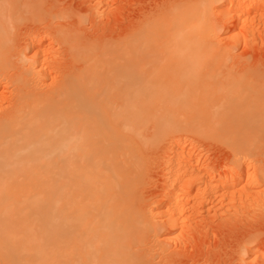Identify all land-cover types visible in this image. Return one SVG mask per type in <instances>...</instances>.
<instances>
[{"label":"bare ground","instance_id":"1","mask_svg":"<svg viewBox=\"0 0 264 264\" xmlns=\"http://www.w3.org/2000/svg\"><path fill=\"white\" fill-rule=\"evenodd\" d=\"M220 1L167 0L131 32L106 40L83 35L84 16L58 0H0V68L15 59L21 64L7 77L12 101L0 113V264H152L143 239L154 223L143 213L139 191L144 148L163 132L191 131L186 125L199 121L231 135L233 161L242 160L243 146L262 143L249 137L264 133V65L222 70L226 59L210 41V13ZM252 4L222 6L230 27ZM57 17L76 21L18 41L21 24ZM44 42L48 50L53 42L63 45L69 63L51 64L56 53L48 54ZM30 47L33 55L26 54ZM49 67L55 73L45 83ZM174 140L168 187L191 177L199 188L194 193L212 202L219 169L203 171L197 159L189 161V149L178 155L183 141ZM162 198L164 222L179 227L186 198L179 202L175 189ZM254 264H264V254Z\"/></svg>","mask_w":264,"mask_h":264},{"label":"rangeland","instance_id":"2","mask_svg":"<svg viewBox=\"0 0 264 264\" xmlns=\"http://www.w3.org/2000/svg\"><path fill=\"white\" fill-rule=\"evenodd\" d=\"M58 1L61 6H70V8L72 7V9H75L77 12L79 11V13L84 16L82 18L84 21L81 19V23L79 22V25H81L79 29H81L83 35L88 34L102 39L106 38V40L108 38H110L108 40H114L123 37V35H126L135 28L138 21L141 20H139L140 17L143 18L148 11L155 10L167 2V0ZM245 1L247 3H253L252 10L246 18L244 17L242 21L237 24V26L234 25L233 28L230 27L227 17L224 16L221 11L222 6L227 5L229 0H221L219 3L214 4L210 13V19H212L210 21L214 26L210 28V33L213 35L210 34V41L213 40L211 41L215 44L213 46L218 45L217 47H220L221 52H223L221 54H223L226 59L225 65L221 67L222 70L225 69L228 72H234V74L238 71L240 72L247 65L249 66H247L248 68L252 66L257 68L258 65L262 68L264 65V0ZM107 5L109 8L106 7ZM72 20L75 22L76 18L57 17L55 20H52V22L51 19L49 20V18H47L44 21L37 22L38 24L32 23L35 21H27L28 23L21 24L18 28L19 31L17 30L18 41L21 43L24 42L25 44V41H28L26 40L28 39L26 37L28 33H37V35L41 34L39 36H42L44 34L43 31H48V27L51 29L58 23H67ZM45 42L44 44L47 47L44 45L42 49L45 47V49H47L49 46L47 45L48 43ZM52 45L53 47H50V50H48V48L46 52H48V54L51 52V54H53V52H55L57 55H53L57 58L55 57L51 64L54 65L55 61L57 64L61 63V66L68 64L70 59L63 45L55 42H53ZM223 49L229 52L228 55ZM26 51H28V53ZM26 51L27 55H33L35 48L30 47ZM225 55H227V57H225ZM15 60V64L11 63L13 67L11 65L4 70L0 68V74H2L0 75V113H5L11 105L9 101H12L11 93L14 89L12 86L14 87V85L9 82L8 78L13 72L15 73L16 70H18L17 68L21 65L19 61L16 60V62ZM51 64L50 67L53 66H51ZM50 67L47 71L45 70V76H43V74L41 75L45 83H49L52 75L51 73H55ZM38 68L39 65L36 64V70L40 69ZM196 108L197 107H195V109ZM214 108L216 109V107ZM191 111V113L194 112L193 108ZM204 123H206V121H199L195 124H191V126L186 125V127H192L191 131L182 130L184 132H179V130H176L179 133L171 131L173 134L170 133L171 136L167 131L165 133L163 132L161 134L162 136L159 135L152 146L150 145L142 151L144 152V154H142L146 161L144 160L145 167H143L144 180H142L143 183L140 185L139 190L142 191L140 192L141 198L143 199H141V202L143 201L141 206L143 205L142 208L146 209L143 213H145V215L147 214V217L149 216L148 219L151 220V223H154L152 224L153 231L149 232V235L147 234V237L143 239V246H145V249L148 251L147 254L152 260L151 262L149 259V263L237 264L239 262L240 264H254L255 259H259L261 254H264V177L261 175L263 174L264 176V173H260L264 170V131H262V135L261 130L256 129L257 133H259L260 130L262 135V137L259 135L258 138L254 137V133H252L254 136L249 134L253 136L249 138L254 139L255 143L257 141L260 143L261 141L263 144L260 143L258 145L256 143L258 146L256 147V145H254V148L250 147L252 145L245 146L246 148L243 146L242 151L245 150V154H240L242 156L239 158H242L243 161L246 160L245 162L247 163H243L241 162L242 160L238 162L235 158L236 161H233L232 156L236 157L238 154L234 155V149L236 148L231 149L234 147L233 145L230 147L232 141L230 140L231 143H229V139L227 140L226 138L227 135L228 138H230L231 135L229 133L223 132V134L220 132L221 128L219 131H211L207 126L208 124L206 125ZM149 129L148 131L151 132ZM163 135L164 138L162 139ZM165 136L167 137L165 138ZM178 137L183 141L182 143L184 145L178 155L183 154L189 149L191 150L189 156L190 162L197 159L203 171L207 169L216 173L219 169L217 174H222L219 175V180H217V185L219 186L216 185L214 187L217 191L214 190L215 192L213 191L214 193H212L214 197L211 196L214 198V201L212 200V202L209 203L207 200L206 202V199L200 198L199 194L197 195L194 193L197 192L199 188L194 185L191 177H189V179H184L183 182L181 180L176 184V187H168L166 161L170 156L169 154H171V145L173 141H175L174 138L178 139ZM171 140L173 141L171 142ZM248 147H250L252 152ZM248 150L250 153H248ZM251 177H253V179ZM221 180L228 181V183L222 186L220 185ZM252 181H254V183H252ZM174 189L177 193V198L182 195L178 198L179 202L180 199L183 201L186 198L184 195L185 192L189 191L191 195V197L188 195L190 198L187 196V200H184V203L185 201L188 203L186 204L187 207L185 204L182 206L183 209L180 214L183 215L178 217V221L182 219L179 221V223L181 222L179 227L167 225L164 222L163 214L161 215V211H163L162 197ZM178 190H180L181 193L178 192ZM195 194L198 198L195 197ZM156 206L159 209H157ZM158 212L159 215L157 214ZM242 248L245 250H242ZM249 249H251L252 252ZM148 256L147 258H149Z\"/></svg>","mask_w":264,"mask_h":264}]
</instances>
